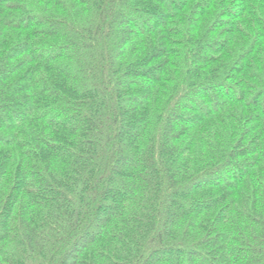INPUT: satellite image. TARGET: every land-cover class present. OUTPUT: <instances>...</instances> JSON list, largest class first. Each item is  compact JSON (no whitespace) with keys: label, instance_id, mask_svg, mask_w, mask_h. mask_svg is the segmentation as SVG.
<instances>
[{"label":"trees","instance_id":"1","mask_svg":"<svg viewBox=\"0 0 264 264\" xmlns=\"http://www.w3.org/2000/svg\"><path fill=\"white\" fill-rule=\"evenodd\" d=\"M0 264H264V0H0Z\"/></svg>","mask_w":264,"mask_h":264},{"label":"rangeland","instance_id":"2","mask_svg":"<svg viewBox=\"0 0 264 264\" xmlns=\"http://www.w3.org/2000/svg\"><path fill=\"white\" fill-rule=\"evenodd\" d=\"M124 92H125L126 95L130 94V93H133L130 89H126V90H124ZM127 119H128V121H132L134 119V116L133 115H129Z\"/></svg>","mask_w":264,"mask_h":264}]
</instances>
